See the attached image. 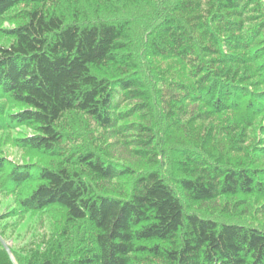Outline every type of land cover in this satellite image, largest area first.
<instances>
[{
  "label": "trees",
  "instance_id": "obj_1",
  "mask_svg": "<svg viewBox=\"0 0 264 264\" xmlns=\"http://www.w3.org/2000/svg\"><path fill=\"white\" fill-rule=\"evenodd\" d=\"M6 20L0 131L41 161L0 150V174L64 215L34 264H264V0H0Z\"/></svg>",
  "mask_w": 264,
  "mask_h": 264
},
{
  "label": "rangeland",
  "instance_id": "obj_2",
  "mask_svg": "<svg viewBox=\"0 0 264 264\" xmlns=\"http://www.w3.org/2000/svg\"><path fill=\"white\" fill-rule=\"evenodd\" d=\"M12 26L13 24L9 20L0 22V45L11 43L12 39L2 35L1 31ZM152 66L164 69L163 71H167L171 76L182 71L179 63L174 60L157 59ZM179 79L182 80V77ZM227 115L231 119L238 117L231 112ZM138 119L139 117L136 115L128 121H139ZM262 130H264V114L256 118L255 126L248 132L251 146H259V138L264 139ZM31 133V130L26 128L0 131V150L3 151L1 155L14 163H39L41 158L36 152L18 147L15 141V139ZM259 158V162L264 165V155ZM7 175V173L0 174V237L6 244L3 246L7 254L15 264H34L46 254L47 250H53L52 246L63 226L64 215L61 210L57 209L46 212L25 211L21 207L20 201L28 193V189L26 186L11 184L7 180ZM239 198L243 199L242 197L237 199ZM246 200L254 205L257 203L253 199ZM258 217L259 215L254 212V216H250L249 219Z\"/></svg>",
  "mask_w": 264,
  "mask_h": 264
},
{
  "label": "water",
  "instance_id": "obj_3",
  "mask_svg": "<svg viewBox=\"0 0 264 264\" xmlns=\"http://www.w3.org/2000/svg\"><path fill=\"white\" fill-rule=\"evenodd\" d=\"M0 241L3 243L4 246H6L5 242L3 241L1 237H0Z\"/></svg>",
  "mask_w": 264,
  "mask_h": 264
}]
</instances>
